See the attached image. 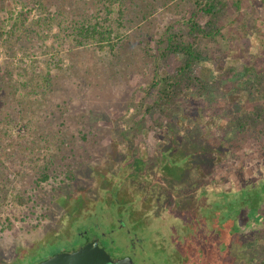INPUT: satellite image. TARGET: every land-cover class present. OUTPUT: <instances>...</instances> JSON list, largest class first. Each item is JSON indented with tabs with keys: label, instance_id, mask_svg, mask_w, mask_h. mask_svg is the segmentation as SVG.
Listing matches in <instances>:
<instances>
[{
	"label": "rangeland",
	"instance_id": "374dc122",
	"mask_svg": "<svg viewBox=\"0 0 264 264\" xmlns=\"http://www.w3.org/2000/svg\"><path fill=\"white\" fill-rule=\"evenodd\" d=\"M36 2L0 0V17L7 27L21 11L30 21L52 18L49 27L44 26L49 35L44 42L37 34L28 41L21 38L24 50L15 49L16 55L0 46V62L11 70V74L5 70L2 95L6 103L1 105L0 118L25 108L26 118L32 121L29 128L24 123L20 128L0 124V264L32 258L29 255L39 245L46 244L49 251L52 246L77 244L73 233L68 242L64 237L58 239L69 226L68 208L61 201L66 198L75 203L95 196L101 182L98 169L108 162L124 161V152L135 138L151 140L165 119H181L186 135H210L231 142L233 148L222 162H214L213 154L201 156L199 161L201 167L213 166L216 174L231 169L227 176L232 185L238 182L237 167L246 165L249 174L256 161L264 163V0H227L218 21L220 35L199 44L212 57L197 70L210 88L185 90L163 106L153 103L160 94L151 85L159 76L173 72L180 62L176 56L160 55V40L173 25L180 27L178 22L191 15L195 0H128L126 18L131 22L120 28V36L113 40L115 49L105 42L103 50L88 44L72 47L67 36L76 14L95 13V0ZM114 12L116 17L118 10ZM57 35L63 41L56 40ZM55 41L62 44L59 53L52 48ZM57 54L64 67H51L52 84L37 88L44 93L33 92L31 99L18 102L26 90L16 91L13 83L27 79L18 67L27 64L36 77L34 82H41V74L49 69L47 56ZM48 134L58 135L63 142L53 139L47 144L55 163L50 176L41 180L39 165L45 160L30 158V148L24 145L44 144L41 138ZM199 143L201 149L208 148L202 137ZM116 150L119 155L114 157ZM238 209L233 202L222 213L230 217ZM244 222L245 218L239 220L249 231L248 243L233 239L231 260L227 258L230 264H264V221L246 227ZM218 257L226 261L223 255Z\"/></svg>",
	"mask_w": 264,
	"mask_h": 264
},
{
	"label": "flooded vegetation",
	"instance_id": "af4514ba",
	"mask_svg": "<svg viewBox=\"0 0 264 264\" xmlns=\"http://www.w3.org/2000/svg\"><path fill=\"white\" fill-rule=\"evenodd\" d=\"M181 122L165 119L151 140L135 138L124 161L99 168L101 182L89 200L61 201L68 208L69 226L58 239L68 242L73 233L77 244L52 246L49 251L46 244L39 245L29 255L32 258L12 264H41L56 253L78 252L91 242L115 259H126V264H230L233 239L248 243L249 231L239 220L245 218V227L264 221V163L256 161L249 174L246 165L237 167L238 182L232 185L231 169L216 174L213 166L201 167L199 159L213 154L214 162H222L233 144L210 135H186ZM200 137L207 149L200 148ZM233 202L239 209L226 217V205Z\"/></svg>",
	"mask_w": 264,
	"mask_h": 264
},
{
	"label": "trees",
	"instance_id": "16d2710c",
	"mask_svg": "<svg viewBox=\"0 0 264 264\" xmlns=\"http://www.w3.org/2000/svg\"><path fill=\"white\" fill-rule=\"evenodd\" d=\"M32 3H37L36 0H31ZM96 11L91 16H82L76 14L69 26L67 27V36L70 39V45L72 47H83L85 45H92L98 50H103L105 48L104 43L107 42L111 49H115L117 43L113 40L120 36V28L125 27V24L131 22V18H126L128 0H95ZM196 7H193L191 15L185 16L183 20L178 22L180 27L173 25L172 30H167L161 37V47L160 55L166 56H176L179 60V64L175 67V70L170 74L159 76L151 85V87H157L159 89L160 97L155 101L157 105L163 106L169 103L178 94L185 90H195L200 88L203 91H207L210 88L208 82L202 81L201 76L197 73V70L205 66L208 61H212L211 54L205 48L200 47V41L202 39H215L216 36L220 35L222 30V25L218 24L221 14L226 10L228 3L227 0H195ZM28 4V3H27ZM54 5V4H53ZM93 6V5H92ZM94 7V6H93ZM116 7V8H114ZM48 9V5H46ZM114 9L118 10V15L114 17ZM127 10V11H126ZM30 12V10H29ZM58 14V13H57ZM1 18V17H0ZM102 18V19H101ZM49 20L52 18H48ZM46 18L40 17L35 20L30 21L26 13H18L17 16H13V20L6 25V20L0 19V46H3L8 54L13 55L17 49L24 50V44L21 43V38L25 40H31V35L37 34L44 42L49 35L45 31L44 26L49 25V21ZM60 26L63 25L62 19L59 20ZM49 27V26H48ZM63 28V26H62ZM182 28V30H180ZM64 29V28H63ZM67 37V38H68ZM57 39L63 38L59 35L55 36ZM52 45L53 50L59 53L61 42H56ZM19 44V45H18ZM16 49V50H15ZM72 49V48H71ZM27 50V47H26ZM112 51V50H111ZM16 55V54H14ZM62 59L57 55L47 56L45 62L47 63L48 71L41 74V82H34L35 76L28 71V65L19 66V72H22L27 79L16 80L13 83V87L16 91L24 87L26 90L25 94L19 96L21 99V104L25 100L31 99V94L33 92H40L37 88L44 87L47 85L49 87L52 84V77L50 71L51 67L53 69L56 67L57 70L63 68ZM55 68V69H56ZM5 70L7 74H11V70L3 68L0 62V109L1 105L5 100L3 99V83L5 81ZM35 71V68L32 69ZM44 93V92H40ZM27 96V97H26ZM162 108V107H161ZM163 109V108H162ZM3 111V109H1ZM3 113V112H2ZM7 122L11 127L19 128L23 126L29 128L32 121L26 118L25 108H19L14 113L7 112L6 116L1 115L0 124ZM10 128V127H9ZM8 130V129H7ZM5 130V133H7ZM59 134V133H56ZM22 134H20L21 136ZM47 137H42L40 142L33 145H24L28 149L30 148V158L33 160L38 157L42 162L39 165V171L43 174L41 180L47 179L50 176V167L52 163V156L48 153L50 146L47 144H52L53 139L63 142L62 138H54L53 136L46 135ZM27 142L31 144V141ZM23 145V144H22ZM264 188V185H262ZM20 202H23L21 200Z\"/></svg>",
	"mask_w": 264,
	"mask_h": 264
},
{
	"label": "water",
	"instance_id": "95a60500",
	"mask_svg": "<svg viewBox=\"0 0 264 264\" xmlns=\"http://www.w3.org/2000/svg\"><path fill=\"white\" fill-rule=\"evenodd\" d=\"M41 264H126V259H115L105 249L91 242L78 252L56 253Z\"/></svg>",
	"mask_w": 264,
	"mask_h": 264
}]
</instances>
